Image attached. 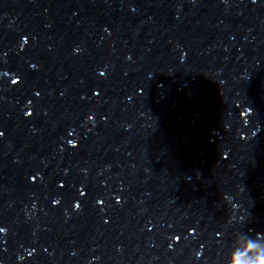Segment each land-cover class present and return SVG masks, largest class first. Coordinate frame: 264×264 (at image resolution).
I'll return each instance as SVG.
<instances>
[{
    "label": "water",
    "instance_id": "water-1",
    "mask_svg": "<svg viewBox=\"0 0 264 264\" xmlns=\"http://www.w3.org/2000/svg\"><path fill=\"white\" fill-rule=\"evenodd\" d=\"M0 228V264H252L264 0H0Z\"/></svg>",
    "mask_w": 264,
    "mask_h": 264
},
{
    "label": "clouds",
    "instance_id": "clouds-1",
    "mask_svg": "<svg viewBox=\"0 0 264 264\" xmlns=\"http://www.w3.org/2000/svg\"><path fill=\"white\" fill-rule=\"evenodd\" d=\"M229 264H231V261L229 262ZM252 264H264V253H262L261 255L256 256L253 259Z\"/></svg>",
    "mask_w": 264,
    "mask_h": 264
},
{
    "label": "snow or ice",
    "instance_id": "snow-or-ice-1",
    "mask_svg": "<svg viewBox=\"0 0 264 264\" xmlns=\"http://www.w3.org/2000/svg\"><path fill=\"white\" fill-rule=\"evenodd\" d=\"M69 143L71 144V143H72V141H69ZM0 231H4V229L0 228Z\"/></svg>",
    "mask_w": 264,
    "mask_h": 264
}]
</instances>
